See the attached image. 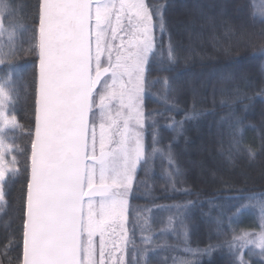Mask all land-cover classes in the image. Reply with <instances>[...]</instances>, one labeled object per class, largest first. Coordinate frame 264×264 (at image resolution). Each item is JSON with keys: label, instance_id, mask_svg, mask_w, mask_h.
Returning <instances> with one entry per match:
<instances>
[{"label": "snow or ice", "instance_id": "snow-or-ice-1", "mask_svg": "<svg viewBox=\"0 0 264 264\" xmlns=\"http://www.w3.org/2000/svg\"><path fill=\"white\" fill-rule=\"evenodd\" d=\"M14 3L0 0V66H8L0 75V213L7 203L5 188L23 175L22 232L20 242L9 240L0 256L13 264L9 252L15 246L22 249L15 264H126L129 199L146 159L145 128L155 126L154 119L147 124L149 118L163 115L145 111L146 98L161 102L148 91V76L157 64L160 71L173 70L163 66L165 50L155 35L166 30V5L36 0L28 47L18 49L17 34L28 29ZM251 7L254 18L264 17V0H253ZM20 51L36 58L27 129L17 120L21 88L11 70ZM166 60L175 63L171 42ZM169 79L162 81L165 100ZM198 115L193 110L185 120ZM176 124L182 127L183 121ZM17 133L26 143L17 142ZM155 144L153 134V152ZM168 160L171 165L170 154ZM230 199L254 200L240 207L259 210V231L233 233L226 241L235 264H249L246 254L264 259V194Z\"/></svg>", "mask_w": 264, "mask_h": 264}, {"label": "trees", "instance_id": "trees-1", "mask_svg": "<svg viewBox=\"0 0 264 264\" xmlns=\"http://www.w3.org/2000/svg\"><path fill=\"white\" fill-rule=\"evenodd\" d=\"M222 1L148 0L166 5V30L163 34L157 30V44L165 50L163 66L173 70L160 71L157 64L148 76V91L161 102L146 98V113L155 110L163 115L147 121L151 124L154 119L156 123L145 128L146 159L141 162L130 200L134 226L136 214L141 213L137 225L146 228V232L136 231L151 236L144 245L148 252L144 264H178L181 259L191 264H235L226 241L232 239L233 233L259 231V210L240 207L256 201L230 198L264 194V17L252 15L253 0H226L241 6L243 16L238 11L230 14L225 8L219 14ZM35 2L15 0L13 5L18 13L23 10L22 17L27 18L24 23L29 27ZM187 9L200 14L190 15L184 12ZM181 13L183 17L177 18ZM169 42L175 49L174 64L166 60ZM32 61V70L26 76L28 86L17 110V120L25 129L30 119L36 58L21 60L11 67L16 80L22 82L26 70L23 66ZM7 70V65L0 66V75ZM165 78H170L171 87L166 100L162 83ZM157 80L161 82L152 83ZM166 106L172 110L166 111ZM193 110L198 117L185 120V114ZM173 121H183V126L173 125ZM153 134L156 152L152 151ZM22 143H26V137ZM20 166L23 169V158ZM23 185L22 175L18 183L5 188L7 203L0 220V253L9 240L20 242ZM165 227L169 233L163 231ZM209 245L215 246L210 253L201 251ZM128 248L133 250L132 243ZM21 250L15 246L10 250L13 264ZM0 259L8 264L7 259ZM245 259L249 264H264L259 255L246 254Z\"/></svg>", "mask_w": 264, "mask_h": 264}, {"label": "rangeland", "instance_id": "rangeland-1", "mask_svg": "<svg viewBox=\"0 0 264 264\" xmlns=\"http://www.w3.org/2000/svg\"><path fill=\"white\" fill-rule=\"evenodd\" d=\"M218 7H219V9H218V12H219V14L221 13L222 14V12H223V10H224V8L225 9H228L229 10V12H230V14H234V13H236L237 11V13H239L240 11H239V8L241 7V6H236L235 4L233 5V3L232 2H229V1H222V3L220 4V5H218ZM216 9V10H217ZM215 10V11H216ZM184 12H189L190 13V15L192 14V12L194 13V15L195 16H198V14H200L198 11H195V9H187V10H184ZM183 14L184 13H181L180 14V16H179V14H177V18H180V17H183ZM240 14L243 16V14L240 12ZM182 15V16H181ZM185 16V15H184ZM242 20H244V19H242ZM177 21V20H176ZM175 20H174V22H176ZM186 24H184L183 26H185ZM31 27H32V25L29 27V26H26V28L28 29V31L27 32H24V33H20V32H18V34H17V39H16V46H17V48L18 49H21V48H23V49H26L27 47H28V43H27V40H28V36L30 35V33H31ZM157 30H159V29H157ZM156 30V32H155V35H156V39H158V37H159V35H158V31ZM4 41H5V43H7V36H5L4 37ZM32 57H35V56H33V55H27V54H24V52L23 51H20V52H18V54H17V56L13 59V61H12V64L13 63H17V62H21V60H24V59H32ZM33 62L34 61H32V62H30V65L28 66L27 64H25L24 66H23V69H26L24 72H23V74H25V79L22 81V82H19L18 80H16V78H15V74L14 73H12V75H13V78L17 81V83H18V85L20 86V88H21V94L22 95H20L21 96V100H20V103L18 104V106H17V110L19 109V107H20V105H21V103H22V101H23V98H24V92H26L25 90H26V88H27V86H28V84H27V80H26V76L27 77H29V75H30V70H32V64H33ZM26 73H27V75H26ZM146 111V110H145ZM21 124V123H20ZM22 125V124H21ZM17 136H18V139H17V142L18 143H21V144H23L22 143V139H23V136H21L19 133H17ZM25 138V137H24ZM144 141H145V139H144ZM22 159V158H21ZM142 162V161H141ZM140 165H141V163H140ZM140 165L138 166V170H137V175H136V181H135V185H134V187H133V190H132V193H131V196H130V199H129V217H128V224H127V228H128V234H129V240L131 241L128 245H130L131 243H132V247H133V250L131 251L130 250V248H128V246H127V256H126V264H136V261H139V264H144V260H145V258H146V256L148 255V252H147V250H146V247L144 246V245H147L148 244V241L149 240H151V236H147V234H142V233H140L139 231H144V232H146V228H144V226H140V225H137V223H139V221H140V219H142L141 218V213L139 214V213H137L136 214V216H135V218H134V220H136V226H134V224H133V222H132V215H130V213H131V198H132V195L134 194L133 193V191H134V188H135V186H137L136 185V182H137V180H138V171H139V168H140ZM21 167V166H20ZM6 200V199H5ZM5 206H4V208H3V212L2 213H0V220H1V218L4 216V213H5ZM177 213V212H176ZM179 213V212H178ZM177 213V214H178ZM179 215H180V213H179ZM169 224V223H168ZM136 230H139V231H136ZM135 231L136 232H138V236H139V239L137 240L138 241V246H137V248H136V242L134 241V239L136 238V236H135ZM163 231L165 232V233H169V231H168V229L165 227L164 229H163ZM97 239V243H98V241H99V237H97L96 238ZM165 243V241H163L162 242V244H164ZM135 246V247H134ZM183 259H181L180 261H182ZM170 264H172V263H170ZM179 264V263H178Z\"/></svg>", "mask_w": 264, "mask_h": 264}]
</instances>
